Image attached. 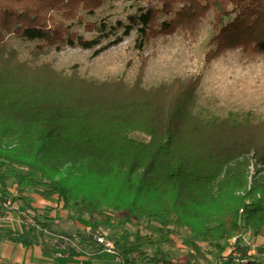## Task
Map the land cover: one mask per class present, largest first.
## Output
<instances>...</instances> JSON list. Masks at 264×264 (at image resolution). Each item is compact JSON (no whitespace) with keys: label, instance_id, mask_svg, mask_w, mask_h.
I'll use <instances>...</instances> for the list:
<instances>
[{"label":"trees","instance_id":"obj_1","mask_svg":"<svg viewBox=\"0 0 264 264\" xmlns=\"http://www.w3.org/2000/svg\"><path fill=\"white\" fill-rule=\"evenodd\" d=\"M106 1L118 0H0V47L7 36L14 35L38 41V51L80 47L98 55L135 31L134 47L141 55L150 37L180 27L195 30L201 18L211 12L215 33L209 40V59L231 49L264 55V0H143V4H134L125 20H85V15H94ZM77 24L93 33L92 37L79 32ZM144 67L143 61L128 92L123 87L109 89L105 83L66 81L54 72L50 80L24 75L21 83L14 84L8 73L0 72V130L17 134L30 129L32 133L28 143L16 135L15 145L0 144V185L8 181V166L24 168L39 178L17 171L16 186L42 198H57L64 208L82 207L91 213L108 208L126 211L128 218L163 215L167 225L186 228L192 236L203 238V245L191 242L184 264H209L213 255L220 260L215 264H262L255 256L264 253V245L249 254L250 246L241 244L240 237L246 231L264 237V175L259 190L253 187L237 194L235 185L228 182L224 191L214 196L209 191L226 170L239 182L246 170L243 162H249L252 153L264 163V120L253 124L242 117L234 123L226 119L205 122L194 116L198 78L186 82L175 78L166 94L158 90L143 98L138 89ZM133 132L145 140L132 138ZM24 143L29 146L25 148ZM48 152L71 162L110 165L120 171L116 180L94 173L99 176L97 183L104 184L101 193L94 195L90 190L94 183L82 181L88 174L72 172L71 165L57 173L44 164L41 158ZM114 154L116 158L111 159ZM135 167H141V172L133 178ZM150 169L156 171L155 183L163 188L158 210L137 201ZM131 182L135 189L125 203ZM184 193L190 199L197 195L205 200L197 224L177 204ZM27 197L19 194L12 200ZM0 201V205L5 202ZM233 237L238 238L234 247L239 254L235 256L222 244ZM85 240L92 242L90 236ZM154 243L153 234L137 229L132 240L117 250L120 263H156L146 257L144 248Z\"/></svg>","mask_w":264,"mask_h":264},{"label":"rangeland","instance_id":"obj_2","mask_svg":"<svg viewBox=\"0 0 264 264\" xmlns=\"http://www.w3.org/2000/svg\"><path fill=\"white\" fill-rule=\"evenodd\" d=\"M138 3L143 4V0L106 1L94 15H85V20L95 21L106 18L110 23H115L117 19L125 20L126 15L133 10L134 4ZM76 29L85 37L90 38L93 35V33L85 32L82 24L80 26L77 24ZM214 33L212 13L208 12L204 18H201L195 30L180 27L172 33H158L150 37L141 55L134 47L137 36L135 31L124 37L119 44L98 55H93L92 49L86 50L80 47H66L60 51L45 48L38 51L35 48L38 41L9 35L0 47V72L8 73L9 80L14 84L21 83L24 75L27 78L36 74L38 79L50 80L51 72H54L61 74L59 78L66 81L72 78L76 83L91 81L96 84L105 83L109 89L115 86L123 87L128 92L132 90L141 63L144 61L145 67L138 89L139 95L143 98L154 95L158 90L166 94L175 78L183 82L198 78L192 111L194 116H198L205 122L226 119L234 123L242 117L249 118L253 124L264 120V55L231 49L209 59L207 54L212 48L209 40ZM75 86L73 85V88H76ZM26 131L12 134L0 130V144L15 145L16 135L28 143L26 141L31 140L32 133L30 129ZM130 136L136 140H145L144 136L138 132L130 133ZM25 143L24 147L27 148L29 145ZM113 158H116L115 154L111 159ZM41 161L57 173H61L64 168L71 165L72 172L88 174L83 176L82 181L94 183L90 189L94 195H99L104 187V184L97 183L99 176L94 173L101 172L102 178L108 175L116 180L120 171V169H113L110 165L102 167L97 163H83L79 160L71 162L69 158H63L52 152L46 153ZM243 163H246V170L243 175H240L239 182L235 181L234 175L226 170L219 180L213 186L211 185L209 195L214 196L216 192L224 191L228 182L235 185L233 189L237 194H243L244 191H249L253 187L259 190L260 177L264 175V163L258 162L253 153L250 155L249 162ZM17 171L28 172L24 168L8 166L6 169L8 181L5 185H0V200L10 202L8 206H3L4 202L0 205V224L8 220V224L13 223L17 229H21L20 224H24V229H28V225L36 224V220L39 224H49L53 228L51 231L39 228L43 233L42 236L46 233L56 240L59 236L69 238L65 246L68 256L75 255L73 249L76 247L77 250L75 249L74 252L84 260L90 259L87 260L89 264H121L117 250L132 240V234L137 229L143 234H153L155 243L144 248L146 257L156 262L139 261L138 264H167V262L184 264L191 242L205 244L203 238L192 236L186 228L167 225L163 215L153 217L134 214L128 218L126 211L108 208H102L93 213L82 207L58 208L56 199L47 201L28 188L17 187L14 182V173ZM140 172L141 167H135L132 177H137ZM28 173L39 178L34 172ZM156 179V171L150 169L137 192V201L143 203L147 209L158 210L163 201V188L155 183ZM134 189L135 183L131 182L126 189L125 203L128 202ZM19 194H27L28 200L13 201L12 198ZM252 198L254 197H249L250 200ZM20 201L21 203H18ZM204 201L197 195L190 199L184 193L179 196L177 204L181 205L184 214L197 224V214ZM28 202H32L35 206L49 204L46 207L53 208L55 212L52 215L46 209V213L40 211L35 214L29 209ZM39 206L37 208H41ZM11 217L14 219L10 220ZM90 230H98L112 244L113 249L108 251L99 244L87 242L85 237L89 236ZM234 238L236 237L228 240L227 243L223 242V246H226V249L231 247ZM240 243L248 244L250 246L248 253L255 254L258 247L264 245V237H258L246 231L241 235ZM227 251L233 254L232 249L228 248ZM236 254L239 253H234ZM255 257L257 261L264 264V253L257 252ZM218 260L213 255L210 257L209 264H215Z\"/></svg>","mask_w":264,"mask_h":264},{"label":"crops","instance_id":"obj_3","mask_svg":"<svg viewBox=\"0 0 264 264\" xmlns=\"http://www.w3.org/2000/svg\"><path fill=\"white\" fill-rule=\"evenodd\" d=\"M27 195V194H26ZM28 196V195H27ZM39 196V195H38ZM41 197V196H40ZM42 198V197H41ZM47 201H57V207L63 208V203L59 201L57 198L46 199ZM28 200V197L27 199ZM33 202V200H32ZM29 203V209L32 210L33 213L37 214L40 211L46 213V209H48L49 213L53 215L55 212L52 208H47L46 205L43 204L38 205L41 208H37L35 206L36 203ZM18 203H21L18 202ZM26 203V202H25ZM49 203V202H48ZM27 207V206H26ZM27 209V208H26ZM64 209V208H63ZM49 215V214H47ZM52 217V216H50ZM14 217H11V219ZM35 219V218H34ZM6 220V219H5ZM36 220V219H35ZM7 222H3L0 224V263L3 264H89L87 260L82 259L80 255H77L74 251L77 250L74 247V256H68L65 252L66 241L59 242L56 238L50 237L45 233V236H42L43 233L39 228L46 229L45 231H51L53 228L49 226V224H42L36 222L38 224L28 225V229H24V224H20L21 229H17L12 224H8ZM51 222V221H48ZM49 226V227H46ZM23 237V239H19ZM44 238V242H43ZM26 242H23L24 240ZM69 240V238H67ZM92 239V238H91ZM92 242L95 241L92 239ZM74 246V244H73ZM68 256V257H67ZM85 261V262H83Z\"/></svg>","mask_w":264,"mask_h":264},{"label":"built area","instance_id":"obj_4","mask_svg":"<svg viewBox=\"0 0 264 264\" xmlns=\"http://www.w3.org/2000/svg\"><path fill=\"white\" fill-rule=\"evenodd\" d=\"M8 205H10V202H7V203L4 202L3 203V206H8ZM88 235L95 241L96 244L103 246L106 250L111 251L113 249L112 244L110 242H108V240L98 230H90L88 232ZM57 241H59V242L63 241L64 242V241H68V239L65 237L59 236ZM235 243H236V238H234V241L232 242L231 247H228V248L233 250L232 255H234V253H237V251L235 252V247H234ZM236 255H238V254H236ZM243 260H245V261H242V260H240V261L243 263L247 261V259H243ZM218 262H220V260H218Z\"/></svg>","mask_w":264,"mask_h":264}]
</instances>
